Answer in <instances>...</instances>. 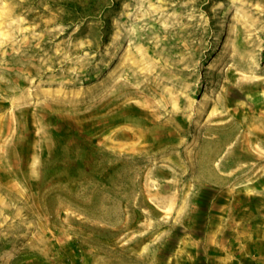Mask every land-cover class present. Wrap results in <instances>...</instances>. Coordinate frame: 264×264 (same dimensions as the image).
Instances as JSON below:
<instances>
[{"label":"rangeland","instance_id":"374dc122","mask_svg":"<svg viewBox=\"0 0 264 264\" xmlns=\"http://www.w3.org/2000/svg\"><path fill=\"white\" fill-rule=\"evenodd\" d=\"M0 264H264V0H0Z\"/></svg>","mask_w":264,"mask_h":264},{"label":"bare ground","instance_id":"6f19581e","mask_svg":"<svg viewBox=\"0 0 264 264\" xmlns=\"http://www.w3.org/2000/svg\"><path fill=\"white\" fill-rule=\"evenodd\" d=\"M228 47H229V44L228 43H225V46H224V49L222 51V55L223 56H226L227 52H228Z\"/></svg>","mask_w":264,"mask_h":264}]
</instances>
